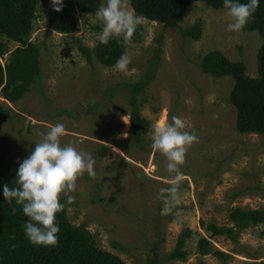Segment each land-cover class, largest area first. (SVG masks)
I'll list each match as a JSON object with an SVG mask.
<instances>
[{
    "label": "rangeland",
    "instance_id": "rangeland-1",
    "mask_svg": "<svg viewBox=\"0 0 264 264\" xmlns=\"http://www.w3.org/2000/svg\"><path fill=\"white\" fill-rule=\"evenodd\" d=\"M105 0H99V5ZM97 7V9H98ZM130 10H134L129 4ZM96 9V11H97ZM78 12L79 27L73 34L51 28L41 6L31 41L42 50L43 81L20 101L10 102L0 91V102L14 118L0 121V158L18 167L53 125L63 123L67 134L63 145H74L95 158L94 176L77 180L75 201L66 208L71 222L87 225L101 249L120 256L127 264H264V224L252 226L234 241L213 235L207 225L233 226V208H264V192L235 196L248 185L264 187V135L237 130V112L230 101L235 81L213 77L201 67L213 50L234 61H244L248 73L258 76V52L263 39L258 32H229L228 9H215L192 1L184 26L201 20L200 40L185 38L179 28L143 17L145 33L139 43L127 44L131 63L127 74L96 61L92 66L79 44L95 49L102 25L95 12ZM135 11V10H134ZM136 12V11H135ZM163 35V38H161ZM5 64L20 46L9 40ZM150 75L142 94V113L152 129L144 144L132 140L131 111L125 84ZM177 116L186 122L199 142L194 143L181 166L180 203L160 195L174 174L167 159L152 147V131L162 120ZM103 146L109 147L101 156ZM65 199V198H62ZM171 208V211L168 209ZM189 228L187 260H169L179 237ZM209 238L227 260L213 254L202 256L198 242Z\"/></svg>",
    "mask_w": 264,
    "mask_h": 264
},
{
    "label": "trees",
    "instance_id": "trees-1",
    "mask_svg": "<svg viewBox=\"0 0 264 264\" xmlns=\"http://www.w3.org/2000/svg\"><path fill=\"white\" fill-rule=\"evenodd\" d=\"M192 1H202L215 9H224L223 0H130L137 14L163 24L164 29L179 28L185 38L200 40L204 33V23L201 20L184 26L185 16ZM247 3L248 0H241ZM99 0H64L61 11L54 10L51 0H0V91L10 102L20 101L34 87L42 86V50L31 41L37 13L41 6L52 29L65 34H73L78 30V12L89 13L96 11ZM245 32H258L263 43L258 52V76H251L248 65L244 61H234L220 50L208 53L202 63V70L213 77H232L235 81L231 91L230 101L237 112V130L242 134L264 135V0L253 18L244 28ZM145 26L142 24L131 43L142 41ZM6 38L20 43L11 52L7 63L1 58L9 51ZM163 38V35L162 37ZM82 53L89 63L95 66L96 61L107 67H113L121 55H126L127 44L122 39H114L108 45L99 44L90 49L79 44ZM150 75L136 83L125 84L128 92V103L132 122L131 137L138 144H144L152 129L151 120L142 113L146 98L142 97L150 84ZM18 115L7 109L0 102V121H7ZM109 147L103 146L101 156L107 155ZM18 166L0 158V264H127L120 256L101 249L93 233L87 225H75L71 222L66 208V199H62L65 207L57 214L61 231L59 245L56 247L34 246L29 242L23 230L27 221L22 212V206L9 204L3 196V185L16 186L15 178ZM262 191L264 187L248 185L237 190L235 196L247 192ZM15 209V211H14ZM233 226L211 223L207 229L213 235L227 236L236 241L242 231L264 224V208L243 209L233 208L230 211ZM264 236V231L262 233ZM193 237V231L186 228L179 237L174 251L168 256L169 260H187V243ZM202 256L213 254L227 260L228 255L215 249L211 240L202 237L198 242ZM154 264H160L158 257ZM199 264H207L201 262Z\"/></svg>",
    "mask_w": 264,
    "mask_h": 264
},
{
    "label": "clouds",
    "instance_id": "clouds-1",
    "mask_svg": "<svg viewBox=\"0 0 264 264\" xmlns=\"http://www.w3.org/2000/svg\"><path fill=\"white\" fill-rule=\"evenodd\" d=\"M232 22L227 25L229 32L244 30L260 6V0H223ZM54 10L61 11L64 0H51ZM130 0H105L95 12L96 20L102 25L97 36L99 44L108 45L114 39H122L131 44L133 36L143 24V16L129 8ZM131 63L127 55H121L114 67L127 74ZM186 122L177 116L171 122L162 120L152 131V147L164 155L168 161L167 171L174 174L169 187L162 189L160 195L175 204L180 203L179 188L182 177L181 166L186 161L188 149L199 142L194 132L185 130ZM67 134L63 123L53 125L42 139L35 142L31 154L23 159L16 173V186L3 185V196L11 204L22 206L28 217L23 230L34 246L59 245L61 231L57 214L62 212L65 198L68 203L75 201L77 180L85 173L94 176L95 158L91 153L79 150L74 145H63L61 138ZM15 211V209H14ZM171 211V208L168 209Z\"/></svg>",
    "mask_w": 264,
    "mask_h": 264
}]
</instances>
